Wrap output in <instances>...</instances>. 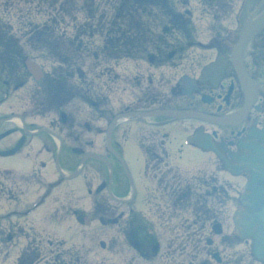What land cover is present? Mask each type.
I'll list each match as a JSON object with an SVG mask.
<instances>
[{
	"label": "flooded vegetation",
	"instance_id": "obj_1",
	"mask_svg": "<svg viewBox=\"0 0 264 264\" xmlns=\"http://www.w3.org/2000/svg\"><path fill=\"white\" fill-rule=\"evenodd\" d=\"M138 1L146 5L148 14L151 15L155 13L157 9L155 2L159 0ZM165 1L167 7H172L168 6V0ZM218 1L222 6L228 4V0ZM167 7H163V9H167ZM0 47L4 48V53L0 55L1 108L7 102L15 103L19 98L27 100L28 97H24L19 93L31 90L33 87L31 80L33 79L22 66L20 67L17 60L8 56L6 44L0 41ZM229 52L230 46H223L221 53L225 57V70L220 82L216 84L213 79H207L201 82L196 90L185 91L187 96L191 95L192 98L190 96L189 98L178 96L175 85L170 87L169 91L164 90V97L159 95L157 98L154 96L151 100H147L145 99L146 92L152 90L155 93V86L164 89L166 82L163 80L160 85L158 82L155 85V82L149 79L148 85L142 87L143 82L138 79L133 80V83L128 81V86L142 88L140 90L141 97H136L138 99L137 107L145 111L147 110L146 107L160 105L159 108L166 112L196 110L213 116H224L226 112H235L244 105V93L237 87L236 74ZM252 52L260 57L264 52V46L256 44L252 48ZM158 56L159 62L156 67H163L165 72L168 64L164 65L163 54ZM145 57L149 62H155L153 57ZM167 57L176 63L186 58L184 55H174L173 57L168 55ZM140 58L131 57L134 62L140 61L138 60ZM41 60L52 64L49 59ZM114 60L117 61L118 59ZM193 61L195 62L190 66L191 71L188 74L192 77L200 74L203 67L201 60L193 58L192 63ZM8 66L13 69L7 71ZM176 67L182 68L183 65L180 64ZM70 77L75 78V74L63 71L55 65L52 66L50 74L45 77L49 94L46 102L31 96L32 101L29 102L32 108L31 113L29 116L19 119L8 117L3 113L0 114V154L7 153L6 155H0V249L5 255L16 251L17 260L15 264H42L40 260H44L45 256H47L45 260L49 263L50 257H53L56 252L58 254H61V250L66 252L65 249L54 247L51 240L48 241L47 245L42 244L41 238H60L65 234H71L73 237L79 238L84 233L81 228V225L84 224V217L82 218L80 209H72L71 205L66 204L64 200L56 198L54 201L53 198H48V195L50 191H60L66 185L67 181L62 180L60 171L68 174L75 173L85 158L88 147L95 148L97 151L101 148V136L104 134L106 138L105 131L102 129L103 126L95 127V132L99 137H95L96 141H91L87 134H91L93 129L86 121H82L79 116L82 112H85L84 106L89 104L99 108L100 121H102L104 118L102 106L106 103V97H103L102 93L104 88L107 89L109 83L113 84L114 81L110 79L105 83V87L101 83L98 89L99 95L92 102L89 99L92 84L87 79H83L76 89L67 80ZM115 77L118 79V76ZM252 78L256 82L257 104L247 114L246 123L243 122L245 116L240 122H235L237 126L221 128V131H219V127L201 123L204 126L212 127V132L216 135L212 150L226 153L234 164L239 165L236 167L242 170H261L264 167V69L261 68L258 77L252 75ZM95 88H97V85ZM76 94L79 96L81 104H74ZM133 104L136 103L133 102ZM252 111L254 113H251ZM157 119L161 121L168 120L167 117ZM145 123L129 121L126 132L131 141L135 137L132 134L133 125H139L138 129L141 132L137 134V139L132 141V148L138 153L144 152L151 158L156 157L157 144L159 146L166 145L168 141V138H166L168 135L165 133L166 129L171 128V132H174L176 137L188 131L185 121L173 122L162 129H155L154 131H151L150 126ZM242 124L243 127H240ZM115 131L112 134V144L120 158H123L124 150H120L115 146ZM123 131L125 132V129ZM156 131H161L163 134ZM125 139L126 136L123 141ZM180 147L183 148L182 145ZM236 148H238L237 152L232 153L231 150ZM246 149L261 157L256 158L250 155ZM77 150L81 151L77 152ZM109 155L111 156L109 160L113 166L114 174L121 173L125 176L122 162L114 154ZM90 162H85L76 180L81 178L82 171L87 169ZM96 162H98L97 165L91 164L90 166L93 167L89 169L95 177L102 178V174H99L102 173L103 166L106 165L100 161ZM54 178H58L61 183H56ZM108 182L106 183L108 184ZM113 183L112 191L115 194H119L118 189H127L125 196L129 194L131 190L129 182L126 185L123 183L121 187L117 180L114 181L113 179ZM80 187L83 188L86 185L80 182ZM42 190L45 191V194L44 197L40 198L39 192ZM138 191L139 188L136 185V192L129 200L128 205L138 202L140 194H142L141 200L145 201L146 204H155L153 199L144 198L143 193ZM35 203L38 205H35ZM119 207L118 202L109 205L106 199H101L96 208L100 215H103L100 219L108 218L107 220H109L115 217V219L120 220L122 216L118 214ZM131 223L135 225L136 220H132ZM135 231L134 226L128 228L127 237L135 240L132 236ZM163 234L165 235L164 232ZM140 240L145 241L141 242L139 252L144 256H149L148 254L153 250L152 245L155 243L151 230L147 229L143 232V238ZM176 249L183 251L182 247ZM72 250H75V248ZM67 253L73 252L68 251ZM181 256L180 252L179 258Z\"/></svg>",
	"mask_w": 264,
	"mask_h": 264
},
{
	"label": "rangeland",
	"instance_id": "obj_2",
	"mask_svg": "<svg viewBox=\"0 0 264 264\" xmlns=\"http://www.w3.org/2000/svg\"><path fill=\"white\" fill-rule=\"evenodd\" d=\"M193 52L196 55L200 54L199 51H193ZM103 72H104V69L99 70V71H97V75L98 76L99 75H102V79H103V81H105V80H107V78L103 75ZM256 104H257V100H256L255 105ZM255 105L253 106V108L256 107ZM251 113H254V111H252ZM192 119L195 120L194 118H192ZM246 119H247V115H246L245 120L243 122L246 123V121H247ZM247 123H250V122H247ZM133 126H134V128H133L132 134L135 137L131 141L128 142V143H131V144H132V141H134V140L137 139V134L139 132H141V130L138 129V126L139 125L135 124ZM240 127H243V124L240 125ZM124 129H125V132L123 131ZM118 131H119V135L118 136L115 135L117 138L115 137L114 140H115V142L117 144H120V141H123V139H124L125 136L127 138V132H126L127 131V126H120V128L118 129ZM165 132L169 136L171 135V137L174 135V132L173 133L172 132L170 133L169 130H167ZM123 135H124V137H123ZM131 151H132V149L127 150V158L129 160V162L132 164V167H133L132 169L133 170H137V168H136L137 163L135 162L136 153L135 152H131ZM91 164H95V163L94 162H90L88 164L87 169L82 171V176L79 179V181H76L74 183L71 182L70 184H68L65 188H63L60 192H58L56 194V196H54V198H53L54 201H55L56 198H58L60 200H64L66 204H70L71 207H72V209H74L75 208L74 207V204L76 205L75 200L78 199V200H81V202L79 203V205L84 206V204L86 202V198L89 199V197H87L85 195V193H82V192L77 191L75 187H78L79 186L77 182H83V183H85L84 178H86L87 181L94 179L95 175L89 169L90 167H93V166H90ZM95 165H97V164H95ZM108 165H109L110 169L113 170L112 164L108 163ZM191 170H199V168H196V169L192 168ZM102 171H103L104 177H106V179L110 176V178H111V185L113 186V184H114L113 183V178H112L113 175L112 174H109V168L107 166H104ZM206 171H211V170H206ZM217 179L219 180V183L222 182L219 178H217ZM96 181L97 180H94V183H96ZM118 184L121 187L122 182H118ZM114 189H116V188H114ZM231 190H233V189H231ZM118 191H121V193H119L120 195H124L125 192H127V189L126 190L125 189H118ZM231 194H234V192H232ZM105 195L108 196L107 194H105ZM146 195H147V190H146ZM141 197H142V194H140V197L138 198V204L139 205H136L134 207V209L135 208H136V210H137V208H139L140 210L143 209L145 211L144 213L147 216H149V217L152 216L153 217V214L155 212L154 206H152V207L141 206V204H143V202H144V201L141 200ZM231 208L232 209L230 210V212L233 211V208H234L233 207V204H231ZM121 209H122V211L128 210L127 207H121ZM184 219H190V216L189 215L188 216L187 215H184ZM154 221L156 222L157 220H154ZM190 221H192V220H190ZM226 223L228 224L229 221H226ZM156 224H157V228L156 229H157V232H158V230H159V227H158L159 226V223L156 222ZM88 233H90V230H88ZM103 234L104 235L102 237L98 238L97 241L98 240H101V239L102 240H106V242H107V249H106V251L100 252L99 250H97V248L95 246H92V250L88 247L87 253L85 255L86 256V264H114V263H112V258H111V253H110L111 248H112V245H111L112 244V240L109 241L110 236H111V232H110V230H108V232L105 231V232H103ZM209 234H210V228H209V233L207 234V236ZM89 239L91 240L92 238H89ZM49 240H51V238H41V243L47 245ZM215 240H216V242H218L220 240V238H216ZM54 241H55V239H54ZM242 249H244L243 246H241V247L237 246L236 251L237 252H240ZM125 250L128 251L127 249H125ZM128 252H131V251H128ZM226 252L230 255V258H232L231 261H234V260L235 261H238L239 260L238 259V253H236L235 251L231 250V251H226ZM164 257H166V255H164L163 258ZM163 258L160 261L159 260L158 261L155 260L156 264H158L159 262L162 263L163 262ZM172 261H173V259H172Z\"/></svg>",
	"mask_w": 264,
	"mask_h": 264
},
{
	"label": "bare ground",
	"instance_id": "obj_3",
	"mask_svg": "<svg viewBox=\"0 0 264 264\" xmlns=\"http://www.w3.org/2000/svg\"><path fill=\"white\" fill-rule=\"evenodd\" d=\"M79 189H81V188H79Z\"/></svg>",
	"mask_w": 264,
	"mask_h": 264
}]
</instances>
